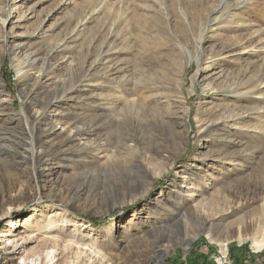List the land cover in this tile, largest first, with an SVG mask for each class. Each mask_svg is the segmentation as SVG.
Instances as JSON below:
<instances>
[{"label": "rangeland", "instance_id": "374dc122", "mask_svg": "<svg viewBox=\"0 0 264 264\" xmlns=\"http://www.w3.org/2000/svg\"><path fill=\"white\" fill-rule=\"evenodd\" d=\"M0 138L18 179L0 264L60 234L26 263L111 264L146 237L134 253L163 249L159 264H264L258 230L181 244L210 197L246 201L227 222L253 208L264 231V0H0Z\"/></svg>", "mask_w": 264, "mask_h": 264}, {"label": "bare ground", "instance_id": "6f19581e", "mask_svg": "<svg viewBox=\"0 0 264 264\" xmlns=\"http://www.w3.org/2000/svg\"><path fill=\"white\" fill-rule=\"evenodd\" d=\"M24 87H25V84L21 85V90H23ZM62 98H63L62 96H55L51 100H48L49 102L46 104L47 105L46 108H50V107L56 105V103H58V100L60 101ZM39 106H43V108H44L43 104H39ZM42 115L44 116L43 110H42ZM42 134H43L42 137L44 139L50 137L49 136L50 134H48V133H42ZM70 142H73V140H70ZM31 144H32V141H31ZM49 148H51L50 149L51 154L52 153L58 154V153H60V151H64V150H61L60 145L52 144V147H49ZM27 151H28V149H27ZM76 152H78V151H76ZM38 155L39 154L37 153V156H36L37 162H39ZM251 161H253V160H251ZM0 163L1 164L4 163L3 164L4 166L2 168L0 167V210H1V209H5L6 204L8 205L10 203V206L12 205L11 202H12V199H14V198H12V196H13L14 189L17 186L16 183H17L18 179H17V177H14V174H13L12 169L15 167V162L13 159H9L6 163L5 162H0ZM48 171H51V169H49ZM69 178L70 177H66V176H63V178L59 177L58 182L52 183L51 184L52 188L50 187L51 190L47 191V193H48L47 195L50 196L49 198H51L53 196L60 197L61 194L64 192V189L62 188V186L64 184H68V181L70 180ZM71 179H73V178H71ZM212 199H213V197L208 198L207 203L201 205V207L205 208L204 214L206 215V217L204 219H202V221L200 223V227L195 232L194 237L183 239L181 241V244L188 245L189 243H191L194 240L193 238H196L198 235H200L202 232H204L206 230H209L210 232H214V234H216L215 237H213V235L211 237V235L207 234V237H209L210 240H212V242L214 244H216L217 246H221V247L226 246L225 240L228 238V236L230 234H232L234 232V230H232V227H234V226H239V229H241V230H243V229L244 230H250L251 234H252V238L254 237L257 230L260 231L261 233L264 232L260 227L255 228L251 224V222H252L251 218L258 214V211H255V209H253V208L246 211L243 214V216L235 218L233 221H231L229 223L227 222L228 218L234 216L238 211L247 208V207L243 206L245 203H247L246 201L245 202L231 201L229 203H224V201H222L218 207L215 204L212 205V203H213ZM222 200H224V197H222ZM246 206H247V204H246ZM20 207H21V205L18 206L15 210L20 209ZM10 210H12V207L8 208L6 213H4V211L0 212L1 213L0 216H2L4 214L7 215V213H9ZM232 210H235L234 214L232 213L230 215V217H227L226 215L228 214V212L232 211ZM200 211H201L200 209H194L191 211V215H196V217L202 218L203 213H201ZM214 223H215V225H213ZM31 224L29 227H28V225H25V226H27V228L30 231L32 230V228L34 226L33 223H31ZM48 226L50 228V232L56 230L51 224H48ZM58 227L62 228V226H58ZM213 227H215V228H213ZM252 227H254V228H252ZM27 228H25V229L28 230ZM156 230L158 231L161 229H156ZM150 235H151V233H150ZM150 235L147 233L145 234V236H150ZM44 238H46V239H43L42 241L39 242L37 249L34 251L33 255L38 254V253L44 254L43 252H45L46 250H48L50 248L56 249V248L60 247V245L62 243H64V239L67 238V236L60 234L57 237L51 236L49 238L46 235V236H44ZM51 238H56V239H51ZM144 238L145 239H131V238L126 239L125 243L121 247L118 248V249H120L121 254L118 256L113 255V253L108 254L106 256L108 261H110L111 264H159L165 255V250H163V249L157 250L156 252H154L152 259H150V257H149V251L147 250V248H145L143 256H137L138 253L137 254L134 253V251L137 250L139 245L141 247L142 246L148 247L149 243L155 244V240L147 239L146 237H144ZM22 240H24L22 242L28 241L25 238L24 239L22 238ZM263 248H264V236H263L261 241L254 242V249L255 250L259 251V250H262ZM132 249H133V251H132ZM7 250L8 249H4L3 254H4V259L9 263V262H11L10 255H12V253L11 254L8 253ZM50 252H51V250H50ZM14 253L20 254L21 251L16 250ZM33 255L32 254L24 255L22 257L23 259H20L21 260L20 263L27 264L26 260L30 256H33ZM134 258L137 259V262L134 261Z\"/></svg>", "mask_w": 264, "mask_h": 264}]
</instances>
